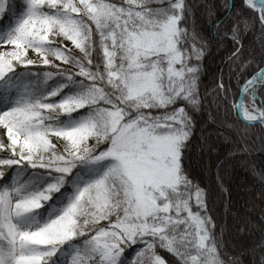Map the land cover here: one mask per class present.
I'll return each instance as SVG.
<instances>
[{"label": "snow or ice", "instance_id": "snow-or-ice-1", "mask_svg": "<svg viewBox=\"0 0 264 264\" xmlns=\"http://www.w3.org/2000/svg\"><path fill=\"white\" fill-rule=\"evenodd\" d=\"M0 264H264V0H0Z\"/></svg>", "mask_w": 264, "mask_h": 264}, {"label": "trees", "instance_id": "trees-1", "mask_svg": "<svg viewBox=\"0 0 264 264\" xmlns=\"http://www.w3.org/2000/svg\"><path fill=\"white\" fill-rule=\"evenodd\" d=\"M231 180L234 186L243 187L249 180V177L245 175V170L243 168L237 167L231 175ZM221 210L223 209V204L220 205ZM228 237L226 236L225 239Z\"/></svg>", "mask_w": 264, "mask_h": 264}]
</instances>
